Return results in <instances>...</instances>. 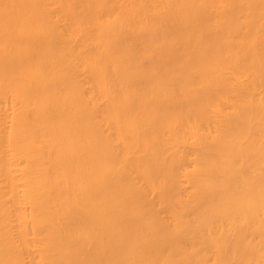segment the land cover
Instances as JSON below:
<instances>
[{
  "label": "bare ground",
  "instance_id": "6f19581e",
  "mask_svg": "<svg viewBox=\"0 0 264 264\" xmlns=\"http://www.w3.org/2000/svg\"><path fill=\"white\" fill-rule=\"evenodd\" d=\"M0 264H264V0H0Z\"/></svg>",
  "mask_w": 264,
  "mask_h": 264
}]
</instances>
